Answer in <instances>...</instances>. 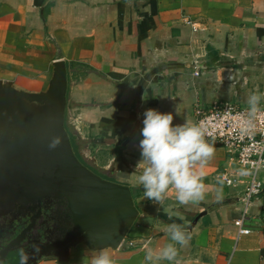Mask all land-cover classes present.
Wrapping results in <instances>:
<instances>
[{"label":"crops","instance_id":"1","mask_svg":"<svg viewBox=\"0 0 264 264\" xmlns=\"http://www.w3.org/2000/svg\"><path fill=\"white\" fill-rule=\"evenodd\" d=\"M60 62L68 70L66 128L76 156L129 187L139 210L121 247L105 249L115 264H145L149 247L169 242L173 222L190 240L160 264H264V194L249 208L251 233L240 235L235 222L244 205L222 182L234 164L224 148L214 144L212 158L197 163L205 188L195 203L180 204L173 188L152 202L136 172L147 109L173 113L174 125L197 123L216 102L246 108L250 95L264 94V0H0V88L44 94ZM56 209L45 211L52 230ZM27 219L1 214L0 229ZM95 254L80 243L67 257L28 264H91Z\"/></svg>","mask_w":264,"mask_h":264},{"label":"water","instance_id":"2","mask_svg":"<svg viewBox=\"0 0 264 264\" xmlns=\"http://www.w3.org/2000/svg\"><path fill=\"white\" fill-rule=\"evenodd\" d=\"M67 92L64 62L56 65L44 94L8 84L0 88V215L29 216L31 222L0 252V264L22 247L54 206L60 221L53 217L57 227L51 234L58 238L41 245L39 258L67 257L80 243L92 250L118 249L139 217L129 187L104 179L76 156L66 128ZM57 137L60 144L50 148Z\"/></svg>","mask_w":264,"mask_h":264},{"label":"clouds","instance_id":"3","mask_svg":"<svg viewBox=\"0 0 264 264\" xmlns=\"http://www.w3.org/2000/svg\"><path fill=\"white\" fill-rule=\"evenodd\" d=\"M262 99L264 94L257 92L248 98L249 122L260 111ZM143 116L142 139L139 142L141 160L136 172H139L138 180L146 197L159 204L173 188L180 204L202 200L205 188L203 173L196 170V165L212 158L215 151L214 142L206 140L207 133L202 124L186 120L183 124L174 125L173 113L157 109H147ZM60 142L57 137L50 148H56ZM166 234L169 242L158 250L149 247L144 257L145 264L173 261L178 252L177 245L184 246L190 240L184 226L175 222L167 225ZM20 264H28V258L23 253ZM91 264H115V260L107 250L97 249Z\"/></svg>","mask_w":264,"mask_h":264},{"label":"built area","instance_id":"4","mask_svg":"<svg viewBox=\"0 0 264 264\" xmlns=\"http://www.w3.org/2000/svg\"><path fill=\"white\" fill-rule=\"evenodd\" d=\"M248 108L232 102H216L207 111H200L206 140L224 148L233 159V167L222 174V182L237 191L244 205V216L235 222L240 235L251 233L245 221L253 202L264 194L260 174L264 170V103L254 118Z\"/></svg>","mask_w":264,"mask_h":264},{"label":"flooded vegetation","instance_id":"5","mask_svg":"<svg viewBox=\"0 0 264 264\" xmlns=\"http://www.w3.org/2000/svg\"><path fill=\"white\" fill-rule=\"evenodd\" d=\"M30 220H23L22 222H15L11 225L9 221H6L3 227L0 229V252L13 240H15L29 225ZM50 220L45 215L44 223L39 224V228L22 243L21 248H17L10 254L6 263L19 264L21 253H23L28 261L34 260L41 253V245L45 246L49 244L50 240L57 237L52 235V229L49 228ZM32 237V238H31ZM38 249V251H37Z\"/></svg>","mask_w":264,"mask_h":264},{"label":"rangeland","instance_id":"6","mask_svg":"<svg viewBox=\"0 0 264 264\" xmlns=\"http://www.w3.org/2000/svg\"><path fill=\"white\" fill-rule=\"evenodd\" d=\"M35 108L42 109L40 106H35Z\"/></svg>","mask_w":264,"mask_h":264},{"label":"trees","instance_id":"7","mask_svg":"<svg viewBox=\"0 0 264 264\" xmlns=\"http://www.w3.org/2000/svg\"><path fill=\"white\" fill-rule=\"evenodd\" d=\"M5 264H8V263H5Z\"/></svg>","mask_w":264,"mask_h":264}]
</instances>
